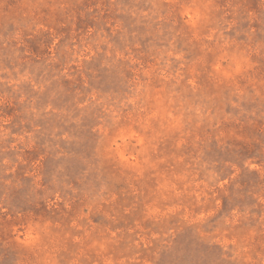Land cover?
I'll use <instances>...</instances> for the list:
<instances>
[{
	"label": "rangeland",
	"instance_id": "rangeland-1",
	"mask_svg": "<svg viewBox=\"0 0 264 264\" xmlns=\"http://www.w3.org/2000/svg\"><path fill=\"white\" fill-rule=\"evenodd\" d=\"M0 264H264V0H0Z\"/></svg>",
	"mask_w": 264,
	"mask_h": 264
}]
</instances>
